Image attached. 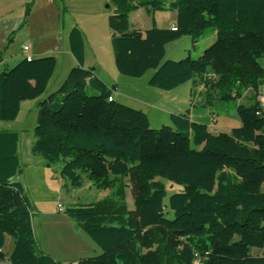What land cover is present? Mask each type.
I'll return each instance as SVG.
<instances>
[{
    "label": "trees",
    "instance_id": "16d2710c",
    "mask_svg": "<svg viewBox=\"0 0 264 264\" xmlns=\"http://www.w3.org/2000/svg\"><path fill=\"white\" fill-rule=\"evenodd\" d=\"M108 2L120 75L137 79L152 71L147 85L161 91L190 83V106L203 109L216 101L240 102L247 90L264 85L258 61L264 56V0ZM137 9L175 13V25L158 28L152 21L143 33L130 30L129 14ZM207 31L215 39L198 57L164 60L168 43L188 37L195 48ZM68 46L76 66L46 97L54 57H24L0 73V121L15 120L21 102L41 99L31 154L47 167L58 166L71 188H80L85 177L91 188L110 191L97 202L63 210L101 250L75 264H264V256L251 254L264 249L261 104L238 103L240 126L229 133H210L191 121L189 109L170 114L171 126L152 129L144 113L115 101V88L83 67V37L76 27ZM18 143V132L0 131V262L60 264L39 249L31 202L14 180L20 171ZM167 185L180 189L167 197ZM8 239L12 250L5 254Z\"/></svg>",
    "mask_w": 264,
    "mask_h": 264
},
{
    "label": "rangeland",
    "instance_id": "374dc122",
    "mask_svg": "<svg viewBox=\"0 0 264 264\" xmlns=\"http://www.w3.org/2000/svg\"><path fill=\"white\" fill-rule=\"evenodd\" d=\"M53 1L52 5H49L47 0H36L35 5L33 3L35 0L0 1V17L5 10L10 8L7 19L0 18V39L12 34L11 40L13 42L9 43V49L20 50L22 44L28 43L30 48L32 46L34 50L42 49L43 52H47L46 54L44 53L43 57H54L56 60V67L44 97L55 92L65 79L62 78L63 80L59 82L65 71V75H67L68 71L76 66V63L70 64L65 61L61 53L63 45H56L57 36L61 35V43L65 44V34L72 27H76L82 33L85 42L89 43L91 47L100 46L102 47V52L105 49H109L112 53L107 17L113 13V7L108 0ZM166 1L170 2L172 0ZM27 4H31L32 17L26 31H24L23 35H17V32L9 34L24 16ZM154 18L159 27H164L170 20L168 13L156 12L152 14L143 9H138L129 14L130 27L143 32L151 28ZM26 39L27 41H25ZM214 39L212 34L207 31L201 36L195 48H192L190 39L181 37L165 46L164 60L178 61L186 56L196 58ZM258 61L264 67V56L259 58ZM105 74L110 75L109 70L105 69ZM152 74V71H148L144 76L136 79L116 73L118 80L113 78L112 83L117 84L118 93L125 96V98L116 96L118 103L141 111L147 116L150 127L159 129L162 126H171V122L168 120L163 121V113L160 109H152V107H158L157 104H154L158 103V97L148 91L150 89L157 90L147 85L148 79ZM112 83H110V88ZM245 102L250 103L251 101L246 99ZM145 104L152 107L148 108ZM24 116L21 119L9 122L0 121V131L9 127H12L10 129L19 130L24 128L25 130L18 144L20 171L23 170V172L17 174L14 180L22 185L25 195L31 198L33 209L32 231L39 249L60 264H75L82 259L99 256L101 250L88 235L82 230L76 229L74 222L64 212L57 211V205L60 204L63 210L68 207L89 205L109 195L110 191L91 188L89 181L83 177V183L80 188L74 189L68 185V189L62 191V196H52L50 192L56 189H54L56 180L52 176V170L48 171L37 166L39 163H44V161L41 157L32 155L30 152V146L33 142L32 131L35 127L36 119L34 123L32 115ZM30 165L35 168L30 169ZM53 167L56 169L58 166ZM47 175L50 182H42V178L45 177L46 179ZM166 187L167 197L173 193L174 187L175 189H180L178 186H171V189L168 185ZM127 205L132 210L130 187L127 188ZM8 240L3 250L5 254L12 248V241ZM251 254L264 256V249H252ZM0 264H8V262L1 261Z\"/></svg>",
    "mask_w": 264,
    "mask_h": 264
},
{
    "label": "crops",
    "instance_id": "0c3cea01",
    "mask_svg": "<svg viewBox=\"0 0 264 264\" xmlns=\"http://www.w3.org/2000/svg\"><path fill=\"white\" fill-rule=\"evenodd\" d=\"M0 1H2V0H0ZM47 2L49 5H52V3L54 1L53 0H47ZM33 3L35 5L36 0ZM9 9L5 10L3 12V15L0 18H6L9 14ZM160 13H168L170 20L164 27H159L157 25L155 18H154L153 21H154L155 26L158 28H172L175 25L176 14L171 13V12H160ZM23 17L19 20L18 24L14 27V29H12L9 32V34H11L12 32H17L16 33L17 35H23L24 34V31H26V29L29 25V21L32 17V10L30 9L29 16L27 17L24 25L21 26V22L23 20ZM129 25H130V22H129ZM71 29H69L68 32L65 34V44L61 43V35H59L56 37V39H57L56 45L57 46H60V44L63 45L62 46L63 50L61 53L63 54L65 61L70 63V64H75L76 61H75L73 55L71 54V52L69 50V46H68V34H69V31ZM130 30L138 31L136 29H132L131 27H130ZM139 32H141V31H139ZM143 32H141V33H143ZM11 35L10 36L6 35V37H4L3 39L2 38L0 39V58H1L0 73L2 71H4L5 69L12 68L18 62H20L25 56H29L32 59H37V58L43 57L44 53L45 54L47 53V52H43L42 49L41 50L40 49L34 50V48L32 46L30 48L28 43L22 44V47L27 46L29 48L28 51H26V52H24L22 48L20 50H10L9 49V43L13 42L11 40ZM82 37H83V35H82ZM212 37L215 38V34H212ZM26 38H27V35H26ZM25 41H27V39ZM110 45H111V43H110ZM111 50H112V48H111ZM58 51H59V49H58ZM83 67L84 68H91L93 70L94 75L98 79H100L109 88H110V83L113 82V78L118 80V78L116 76V73H118V72H117L115 65H114L113 51L111 53L109 49L108 50L105 49V51L102 52V47H100V46L91 47V45L89 43L87 44L85 42L84 37H83ZM105 69L109 70L110 75L105 74ZM65 73H66V71H65ZM65 73L61 76V78L59 79V82H60V80H63L62 78H65L64 77V76H66ZM49 83H50V81H49ZM49 83H48V85H49ZM112 87L115 88L113 91V94H112V98L115 101H117L116 96H120L121 98H125L124 95H120V93H118L119 89H118L117 84L112 83ZM261 89H263V90H261ZM148 91L152 92L154 95H156L158 97V99H157L158 103H154V104H157L158 107H152V106L147 105V104H145V105L148 108L152 107V109H154V110L160 109V111L163 113V121H167V120L169 121V115L172 113L177 114V113H181V112H184L185 110L189 109L191 121L206 125L209 132L212 134L229 133L232 129L238 128L240 126L239 120L237 119V116H236V106L238 103L248 105L249 103L245 102L246 99H249V100L256 99V101H258L260 104L264 103V85L259 87L256 91L247 90L245 92L244 97L242 98V100L240 102H236V103L231 102V103L226 105L223 102L216 101L213 104L212 108H210V109H203L201 107H198L197 105L195 107L190 106V94H191L190 83L184 84V85H182V86H180V87H178L172 91H161V90H159L157 92V90H151V89ZM197 91L202 92L203 89L198 88ZM40 100L41 99L35 100V101H23V102H21L19 105V113H18L16 119L17 120L21 119L24 115L25 116L26 115H28V116L32 115V117H33L32 119L35 123V119H36L35 117L37 114V107H38ZM199 100H200V97H198V99H196V101H199ZM182 107H183V109H181ZM10 128H12V127H9L8 129H3V131L6 130V131L18 132L19 133V142H20L21 136L23 135V132H25L24 128H21L19 130L10 129ZM32 136H33V131H32ZM18 151H19V147H18L17 153H18ZM18 158H19V155H18ZM34 166H35V164H34ZM34 166L30 165V169H32ZM37 166H40V167H42L48 171L52 170V176L56 180V185L54 186V189L55 188L56 189L51 191L50 194L52 196L53 195H56L58 197L62 196L63 195L62 191L68 189V184H67V182L63 181L60 178L59 173H58L59 172L58 167L56 169L53 166L47 167L45 162L39 163ZM20 169H21V165H20ZM20 172L22 173L23 170H21ZM42 174L44 175V173H42ZM41 181L42 182H44V181L50 182V179L47 175L46 179H45V177H43ZM28 199L31 202V198L28 197ZM31 205H32V202H31ZM11 250H12V248H10L7 253H9Z\"/></svg>",
    "mask_w": 264,
    "mask_h": 264
},
{
    "label": "built area",
    "instance_id": "2783aa9c",
    "mask_svg": "<svg viewBox=\"0 0 264 264\" xmlns=\"http://www.w3.org/2000/svg\"><path fill=\"white\" fill-rule=\"evenodd\" d=\"M22 49L24 52H26V51H28L29 48L27 46H24V47H22ZM25 58L27 60L31 59L29 56H25ZM261 108L264 111V103L261 104ZM57 211L63 212V207L60 204L57 205Z\"/></svg>",
    "mask_w": 264,
    "mask_h": 264
},
{
    "label": "water",
    "instance_id": "95a60500",
    "mask_svg": "<svg viewBox=\"0 0 264 264\" xmlns=\"http://www.w3.org/2000/svg\"><path fill=\"white\" fill-rule=\"evenodd\" d=\"M19 173H20V171H19ZM19 173H18V174H19Z\"/></svg>",
    "mask_w": 264,
    "mask_h": 264
}]
</instances>
